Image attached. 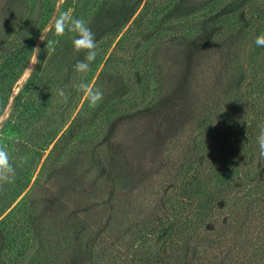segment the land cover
<instances>
[{"label": "trees", "instance_id": "16d2710c", "mask_svg": "<svg viewBox=\"0 0 264 264\" xmlns=\"http://www.w3.org/2000/svg\"><path fill=\"white\" fill-rule=\"evenodd\" d=\"M2 2L0 51L8 52L4 55L9 62H28L40 43L34 76L44 89L38 121L45 125L44 132L38 129V145L40 138L47 141L38 150L45 154L55 141L44 165L55 153L62 155L64 143L71 144L64 158L79 160L90 149L109 195L101 210L81 218L78 230L63 229L54 240L47 233L32 257L27 246L32 221L20 218L19 209L13 208L28 189L30 176L25 174V183L17 180L14 197L0 186V264H75L84 250L88 264H264V158L257 144L264 124V47L254 44L264 34V0H66L59 12L73 5V16L86 20L96 34L98 54L86 74L70 69L84 56L72 47L74 34L55 36L52 27L46 31L58 0H45L38 17L36 0H12L6 12ZM188 2L187 10L195 9L158 30V20L173 9L183 11ZM96 13H107V22L91 23ZM42 33L46 41H54L51 55ZM197 37L210 45L213 55L205 64L192 55L190 67L199 74V68L201 73L212 71L214 77L197 85L202 96L193 117L187 112L190 119L184 115L179 120L174 110L161 116L156 92L177 96L185 85L191 89L195 78L188 72V83L179 86L188 68L184 60L174 68L165 53L175 50V43H193ZM22 40L23 46L9 54ZM233 41L238 43L230 50ZM103 78L113 81L110 87L121 94L109 100ZM81 81L103 92L96 106L85 98L78 110L84 93L74 84ZM61 88L69 93L66 101L58 95ZM17 100L15 107L25 106ZM7 105L8 99L3 103ZM89 115L96 118L86 125ZM116 122L131 124L134 131L155 124V134L167 136L157 146L163 147L160 159L125 154L129 129L123 125L104 139L107 127ZM120 127L123 143L118 140ZM19 131L22 137L13 141L12 149L23 156L36 148L30 138L34 133L23 126ZM121 148L125 151L115 152Z\"/></svg>", "mask_w": 264, "mask_h": 264}, {"label": "rangeland", "instance_id": "374dc122", "mask_svg": "<svg viewBox=\"0 0 264 264\" xmlns=\"http://www.w3.org/2000/svg\"><path fill=\"white\" fill-rule=\"evenodd\" d=\"M13 1L21 2L22 0ZM52 1L54 3V0ZM65 1L66 0H58L56 8L57 12L52 21L58 14H60V8L64 5ZM44 2L45 0H36L37 17L38 15H41L40 9L42 8ZM10 3H12V0H3L2 10L4 12L7 11ZM189 4L190 2L184 5L183 11L180 12L173 9V12L165 15L161 18V20H158L156 25L158 30L169 26L170 23L175 24L183 20V18L187 16V11L190 13L193 9H195L194 7L191 10H187L190 8ZM64 11L73 12V5L68 4L67 9L62 12ZM195 12H197V9ZM107 19V13L104 15H98L96 13V18H93L91 23H106ZM52 21H50L46 31H49L52 27ZM237 43L238 42L233 41L229 49L232 50V48L236 47ZM23 44V40L17 42L15 44L16 46L13 45L9 54L16 49H20ZM175 44V50L169 49V51L165 53L164 59L170 61L174 68H177L175 67L176 61L179 62L181 60L182 63L184 60V67H187L188 69L184 70V77L179 81V86L182 87L188 83V72H194L195 78L192 82L193 89L191 88L192 90H188V87L185 85V89L182 88L179 90L180 93H178L177 96H175V92H168L166 96L162 95L161 97L159 96L160 91H158L156 92L157 97L154 98L161 102L160 106L156 109L157 112H161V116H165L174 110L178 111L180 116L179 120H183L184 115L185 118L188 117L186 114L187 112L190 114V117H193L198 112L196 106L200 101L202 94L197 95V87L200 85L202 80L204 79L206 81L208 78L212 80L214 77L212 71L201 73V68L197 70L200 74L193 71L194 68L190 67V62L192 61L191 58H193L192 55L196 54L194 56H197L198 58L195 59L198 62H201L200 64H205L207 60L211 58L213 53L210 52V45L206 44L199 38L193 43L179 41ZM39 47L40 43L35 46V48ZM6 52L0 51V110L3 108V111L0 113V145H3L8 149L13 161L17 163L18 168L16 169V179L14 183L4 184V191L11 192L14 197V192L20 187L17 180H20L21 178V180H23L22 182L25 183V174H29V187L26 192L16 200L13 208L16 207L17 210L19 209L18 215L20 218H25L26 216V219L28 218L32 221V227L29 228L31 233H28L27 235V238H29L27 246L30 252H32L33 257V255L38 252V244L40 243L39 246L42 245L41 242L46 239L47 233L48 237L51 235L50 238L54 240L53 236L60 233L63 229L70 228L71 231L78 230L81 225L80 221L82 217L101 210L103 200L109 195V189L106 187L105 181L100 179L101 169L96 167V164L93 161L92 150L90 149L86 148L84 152L77 157L79 160L73 157L64 158L63 156H67L65 153L67 151L66 148H69V145H71L69 143H64L62 146L65 149L62 155H57L55 153L52 160L44 165L47 156H49L50 151L54 148L55 141L47 147L48 150L45 154H42V152L38 150V148L42 147L43 142L47 141L46 138H40L39 140L42 143L38 145V129H40L41 132H44L43 127L45 125L42 120L38 121V109H40L43 102L41 95V89L43 88L38 87V81L36 83V78L34 76L38 71V54L33 53V56L30 57L28 62L23 61L17 62L16 64L15 62H9L8 58L4 55L8 53ZM229 60L230 59L228 57L227 61L230 62ZM240 61H243V58H240ZM70 69H73L72 65ZM101 69L102 67L100 70ZM189 69L191 71H189ZM229 69L230 67L228 70ZM99 72L96 74L97 76L99 75ZM15 76H18L19 78L17 79ZM96 79L97 77L94 79L93 83ZM183 79H185L186 83ZM93 83L91 86H93ZM102 85L109 100H112L121 94V92H118V89L115 91L114 88L110 87L113 85V81L109 80V78H103ZM16 98H18L17 101H22V104L26 102L25 106L19 105V107H15ZM85 98L86 96L84 94V97L79 100L78 110L81 108ZM207 98H210V93H208ZM7 99L8 105L4 108L3 103ZM31 100H33L32 103ZM189 110H191V112H189ZM190 117L188 118L190 119ZM95 118L96 117H94V115H89L86 119V125L92 124ZM192 121L193 119L189 122ZM120 123L116 122L112 126L107 127V134L104 139L107 140ZM122 125L127 127L124 123L119 126ZM22 126L23 129H28L29 132L34 133L32 136L30 135V138L34 141L32 144L36 148L25 153V155L20 156L21 153L16 154V151L12 148L14 147L13 141L19 140L20 137H22L19 131V129H22ZM124 127H120V138L118 139L120 143H123L121 136H123L122 129ZM127 128L129 131L125 128L126 138H128L126 151L124 148H121L119 151L116 149V153H121V150H124L125 154L133 155L134 157L137 156L138 158H144L149 156L152 158L151 161L160 159L163 147L159 149L157 146L159 144H163V142L166 141L167 136L164 134H155L157 129L155 124L151 126L146 124L145 127H141L135 131L133 130V125L131 124ZM177 137H180V134H178ZM44 144L47 145V143ZM105 145L107 144L105 143ZM109 148L112 147L109 146ZM102 151L106 154L108 153L107 148L104 150L102 149ZM46 226H51L52 230L47 232V230H45ZM53 243L54 241H52V244ZM1 254L2 244L0 245V256ZM80 255L81 258L76 259L74 263L88 264L90 259L89 253L84 250V252L82 251Z\"/></svg>", "mask_w": 264, "mask_h": 264}, {"label": "clouds", "instance_id": "9594fccd", "mask_svg": "<svg viewBox=\"0 0 264 264\" xmlns=\"http://www.w3.org/2000/svg\"><path fill=\"white\" fill-rule=\"evenodd\" d=\"M53 35L63 36L65 32H71L74 35L71 38V43L76 53H84L83 59H78L73 65V71L77 74H86L90 70L92 62L97 57V41L96 34L92 31L88 22L83 18L73 16L71 11H64L58 14L51 22ZM41 40L46 42L45 50L48 55L55 52L54 41L45 39L42 33ZM254 44L257 47H264V34L257 35L254 39ZM39 48H34V53H39ZM74 87L85 94L90 106H96L103 100V92L88 83L81 81L74 84ZM58 95L66 101L68 99L65 89L58 90ZM257 144L260 157L264 158V124L259 126L257 136ZM16 179V167L13 159L3 145H0V186L4 184L14 183Z\"/></svg>", "mask_w": 264, "mask_h": 264}]
</instances>
